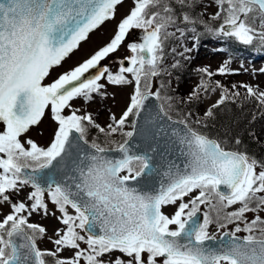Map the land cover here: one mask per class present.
<instances>
[{
  "label": "snow or ice",
  "instance_id": "1",
  "mask_svg": "<svg viewBox=\"0 0 264 264\" xmlns=\"http://www.w3.org/2000/svg\"><path fill=\"white\" fill-rule=\"evenodd\" d=\"M121 2L0 0V124L4 126L0 131V204L8 203L11 208L0 219V264H49L46 258H51V264H158L157 258H162V264H264V218L259 215L264 211V195H260L264 193V162L244 152L225 150L182 120L179 123L185 124V131L179 143L187 146L186 162L182 168L171 165L158 189L144 191L129 182L153 174L146 152L130 154L127 140L117 145L120 158L107 157L110 149L95 141L90 145L94 151H88L80 144H88L85 122L101 132L104 129L94 124L90 114L78 115V109L62 115L73 99H91L103 87L99 83L103 78L117 85L134 83L127 109L118 120L113 117L116 126L109 124L108 128L110 133L122 129L132 115L137 117L133 128L142 138L154 139L159 120H171L164 103L158 110L145 104L150 96L171 100L161 96L159 89L149 90L150 78L166 71L161 68L165 42L176 32L181 37L186 30L196 32L194 26L199 23L213 35L264 47V0H214L217 11L211 19L220 21L215 27L198 19L202 13H191L198 0H133L134 6L106 46L44 84L50 69L60 65L89 32L113 18ZM130 29L142 30V36L140 43L128 45L132 53L125 58L128 66L121 60L115 74L105 66L86 76L117 50ZM200 71L212 75L206 68ZM218 71L224 73L226 67ZM198 87L207 90L203 81ZM243 87L264 106V91ZM225 98L222 95L213 107ZM49 106L58 125L50 144L43 148L28 139L26 148L20 137L39 123ZM211 114L209 109L207 115ZM123 135L132 137L133 132ZM28 185L33 189L28 202L13 201L9 193L18 196ZM197 190V195L183 202ZM45 196L61 213L57 219L65 226L55 231L54 251L37 247L36 238L46 229L28 221L33 212L49 214ZM177 201L181 202L174 214H164L162 206ZM237 204L238 208L224 212ZM201 205L207 210L202 211ZM69 206L75 214L69 213ZM248 212L256 215L249 220ZM213 223L218 230L228 224L235 227L217 240L208 232ZM240 232L247 235L238 236ZM80 242L87 247L81 248ZM65 249L74 252L59 256ZM113 252L121 255L112 257ZM106 255L109 259H102Z\"/></svg>",
  "mask_w": 264,
  "mask_h": 264
},
{
  "label": "rangeland",
  "instance_id": "2",
  "mask_svg": "<svg viewBox=\"0 0 264 264\" xmlns=\"http://www.w3.org/2000/svg\"><path fill=\"white\" fill-rule=\"evenodd\" d=\"M133 6V0H122L121 4L115 9L114 17L106 20L96 29L89 32L86 39L80 41L79 45L61 61L60 65L52 70L51 74L45 78L43 83H49L52 80L57 79L59 75L71 71L74 67L83 63L84 60L90 58L93 53L104 47L103 45L110 42L117 31L119 22L129 14ZM190 11L193 15L202 13L203 15L199 16L198 19L206 21L210 27L218 26L220 23V21L211 19L212 14L217 11V5L214 0H198L196 6ZM180 27H184V25L181 24ZM194 27H196V32L186 30L183 37L176 32L175 28L168 29L170 32H176V35L170 37L165 42L164 59L161 64V68H174L173 65H175V68H179L180 72L187 74L181 76L178 83L175 84V87L181 84V87L178 88L179 96L184 95L186 97H193L191 95L193 91L195 90L197 92L195 98L197 99L196 106L199 108L195 111L198 110V116L195 113H186L184 121L188 123H195L199 120L201 121L200 118L201 115L205 113V108L212 103H216L222 95L242 96L234 95V93L240 91V93H244L245 96H249L243 85H249L254 89L264 91V72L260 71V69L264 68V55L261 52V49H251V51L244 49L245 51L240 53L239 49L235 47L239 44H241L242 47L248 45L242 44L234 38L213 35L205 30L203 24L198 23ZM133 39L132 32L129 31L117 50L101 60L98 68L106 66L109 71L114 73V70L120 66L119 59L123 56H130L132 54L128 45L132 43L131 40ZM236 43L238 44L236 45ZM234 44L235 47L233 46ZM186 49H190V51H186ZM231 49H235V52L229 53L228 51ZM222 66L226 67L224 73L218 71ZM189 68L193 73L188 71ZM204 68L208 69L212 75L209 76L207 73L200 71ZM59 71L60 73H58ZM165 73H168V75ZM165 73H162L161 76L164 77V81L172 87L174 81L172 77L169 76V72ZM125 75L128 76L129 79H132L131 74L125 73ZM175 78L177 79V77ZM202 81L207 85V90L198 87ZM99 83L102 84L103 87L98 92L93 93L91 99H73L70 101L71 107L65 108L62 115H69L73 110L78 109V115L90 114L94 124L99 125L105 131H109L108 125H115L113 117L118 120L127 109L129 97L134 90V83L119 85L111 84L106 78L101 79ZM150 85L151 87L149 90L156 91L154 77L150 78ZM234 85L235 87H233ZM158 89L162 93L161 96H171L170 92L165 91V89H162L160 86ZM225 89H227V92L224 91ZM167 103L170 102L167 101ZM88 125L92 124L87 123V129ZM3 127L4 126L0 124V131L3 130ZM57 127V122L53 120L49 106L45 109L44 115L41 117L39 123L31 126L29 131L20 137L21 142L24 143L27 148L29 145L26 141L31 139L39 147L46 148L50 144ZM126 128L127 127L124 124L123 128L119 130L129 131L130 128ZM259 170L260 169L258 168L257 171ZM32 190L31 186L28 185L21 190L18 196L15 193H9V195L12 196L13 201L21 200L27 203L28 193ZM197 194L198 190L190 193L188 196L184 197L183 202H187L192 196ZM260 195H264V193H260ZM45 201L48 203L49 214L44 215L42 211L33 212V214L28 217V221L29 223L38 224L46 229L44 234L37 236V247L42 250L47 249L54 251L56 246L52 243V240L58 238L55 236V231L56 229H63L65 226L57 219L61 213L56 209L55 205L48 201L47 196H45ZM180 202L181 201H177L176 204L164 205L162 206V211L164 214L171 216L174 214ZM239 206V204L230 206L225 209L224 212L233 211ZM201 209L202 211H206L207 206L201 205ZM10 211L11 208L8 203L0 204V219H3V217ZM68 211L70 214H75L70 206ZM52 213H55V215H52ZM223 214L224 213L222 212L221 216H223ZM245 215L251 220L256 214L248 212L245 213ZM259 215L264 218V211H261ZM175 227V225L170 226V228ZM234 227L235 224H228L226 228L218 230L216 224L213 223L209 225L208 232L210 235L218 236L223 231L233 230ZM241 227H243V224H241ZM29 234L31 233L29 232ZM81 234L84 235L83 232ZM237 235L243 237L244 235H247V233L240 232L237 233ZM80 246L81 248L87 247L84 242H80ZM73 252L74 250L72 249H65L58 255L69 257ZM117 255L121 254L118 252L111 253L112 257ZM143 256L146 259L147 254L145 253ZM47 259L49 260V264H51V258ZM102 259L107 260L109 259V256L106 255L102 257ZM124 259L126 260L127 257H124ZM157 261L158 264H162V258H157ZM81 264H84V261H81Z\"/></svg>",
  "mask_w": 264,
  "mask_h": 264
},
{
  "label": "trees",
  "instance_id": "3",
  "mask_svg": "<svg viewBox=\"0 0 264 264\" xmlns=\"http://www.w3.org/2000/svg\"><path fill=\"white\" fill-rule=\"evenodd\" d=\"M240 45H237V47H235V44L233 45L239 49L240 53H243L245 50L251 51V49L256 50L260 48L264 55V47H261L258 42H254L246 47ZM228 52L234 53L235 49H231ZM164 69L166 71L162 73L169 72V76L174 81L171 87L164 81V77L161 76L162 73L157 76L158 86L161 87L163 85L161 88L171 94V96H167L171 97L170 103L160 100V103L165 104V110L168 111V115L174 119L183 121L185 120L186 113H195L198 116V110L195 111L199 108L196 106L197 99L190 96H179L178 88L181 87V84L175 87L179 78L187 74L180 72L179 68L175 67ZM188 71L193 73L190 68ZM165 74L168 75V73ZM236 93L242 96H226L224 102L216 107H213L216 103L208 106L204 111L205 113L201 115V121L187 123L192 129L217 139L222 147L247 153L250 157H255L258 161L264 162V107L259 105L254 98L245 96L240 91ZM168 104H171V108L167 107ZM209 109H211V115H207ZM131 123L132 115L125 121V125L127 126ZM87 130L89 131H87V135L85 136L86 140L91 143L95 141L106 148L115 147L118 143H122L127 137L123 133L128 132L127 130L119 129L113 133H110V130L101 132L99 128L93 125H88ZM237 140H239V143L236 142Z\"/></svg>",
  "mask_w": 264,
  "mask_h": 264
},
{
  "label": "water",
  "instance_id": "4",
  "mask_svg": "<svg viewBox=\"0 0 264 264\" xmlns=\"http://www.w3.org/2000/svg\"><path fill=\"white\" fill-rule=\"evenodd\" d=\"M141 36H142V31H137L135 33V37L139 38L140 40H141ZM98 67L99 65L97 66V68L89 70V74L95 75ZM145 104L154 110H158V106L160 105L158 100L153 96H150L145 101ZM134 120H137V117L134 116L133 121ZM179 122H180L179 120L173 118L169 120L166 117L162 120H159L158 127L156 129L157 135L155 136L154 139H148V140L142 138V136L139 134L138 129H134L132 125L133 136L127 137L126 139L128 141L127 146L129 148L130 154L142 155L146 152L147 155L151 157L154 171L151 176H144L138 178V181H130L129 182L130 185H134L144 191L156 190L159 188L161 181L167 179L164 176V173L168 171L171 165L174 164L181 166V168L183 167V164L186 162V156L184 153H186L187 151V146L181 145L179 143V139L184 135V131H185V124H181ZM187 127L189 126L187 125ZM73 135L78 136L79 134L73 133ZM208 138L217 141L214 138L211 137ZM80 144L84 149H87L88 151H94L91 149L90 147L91 144L89 142L88 144H84L83 141H80ZM108 149H110V151L105 153L107 157L109 158L121 157L122 154L116 150L117 147L108 148ZM224 149L233 151L226 148ZM222 233L217 237V240L221 238Z\"/></svg>",
  "mask_w": 264,
  "mask_h": 264
},
{
  "label": "flooded vegetation",
  "instance_id": "5",
  "mask_svg": "<svg viewBox=\"0 0 264 264\" xmlns=\"http://www.w3.org/2000/svg\"><path fill=\"white\" fill-rule=\"evenodd\" d=\"M134 30H136V29H130L129 31H130V32H133ZM131 42H132V43H133V42L139 43V41H138L137 39H133V40H131ZM131 55H132V54H131ZM126 57H128V56H123V57H121V58L119 59V61L123 60V59L126 58ZM125 63L128 64V61L125 60ZM57 66H58V65H57ZM54 68H56V66H54L53 68L50 69L49 75L51 74V72H52V70H53ZM119 68H120V66H118V68H116V69L114 70V73H113V74L117 73L118 70H119ZM58 73H60V71H59ZM49 75H48V76H49ZM48 76H47V77H48ZM47 77H46V78H47ZM53 81H54V80H52L51 82H53ZM51 82H49V83H51ZM49 83H45V84H49Z\"/></svg>",
  "mask_w": 264,
  "mask_h": 264
}]
</instances>
